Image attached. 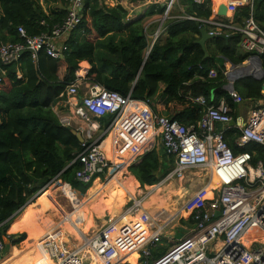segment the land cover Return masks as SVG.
<instances>
[{
  "label": "trees",
  "instance_id": "obj_1",
  "mask_svg": "<svg viewBox=\"0 0 264 264\" xmlns=\"http://www.w3.org/2000/svg\"><path fill=\"white\" fill-rule=\"evenodd\" d=\"M104 1H83L80 23L65 42L67 51L63 58L54 59L39 51L32 59L28 51H23L10 63L0 60V239L8 240L7 251L25 241L24 232L9 234V229L28 230L27 213L36 206V194L42 188L54 180L82 192L90 187H80L74 178L77 164L72 161L80 152V143L69 128L59 124L52 110L83 65L88 66L83 83L147 102L151 108L159 85L163 84L162 93L167 97L165 114L186 127L195 126L205 110L195 101L199 96L207 105L224 98L232 111L236 107L225 91H216L213 96L211 92L227 83L224 62L239 66L247 59L238 47L239 36L207 40L205 56L195 43L201 37L200 23L178 18L188 15L208 19L213 16L209 5L178 0L182 12L177 11V17L165 20V37L151 45L149 36L156 22L147 24L141 16L127 20L128 11L119 3L107 6ZM64 6L65 2L48 13L39 0H0V44L21 42L19 26L31 36L50 32L54 24L63 20ZM164 9V5H150L145 18L160 17ZM249 12V6L240 7L235 22L240 23ZM252 14L257 24L264 23L263 0H254ZM41 21L45 24L41 25ZM260 59L264 72V55ZM211 69L216 73L214 78L207 77ZM263 83L264 74L260 81L236 82L234 90L244 101L256 104L263 100ZM112 117L107 115L99 121L107 122ZM238 135L233 127L223 133L233 153L248 152L251 164H264V148L250 144L238 149L234 145ZM172 166L171 157L153 149L131 165L129 171L141 186H152ZM31 240L28 230L25 243L33 247ZM164 252L154 249L152 257Z\"/></svg>",
  "mask_w": 264,
  "mask_h": 264
},
{
  "label": "built area",
  "instance_id": "obj_2",
  "mask_svg": "<svg viewBox=\"0 0 264 264\" xmlns=\"http://www.w3.org/2000/svg\"><path fill=\"white\" fill-rule=\"evenodd\" d=\"M64 2V18L60 23L54 24L50 32L31 36L22 27H17L22 41L0 44L2 63L15 61L23 51H28L32 59H36L39 51L54 59L63 57L67 51L65 42L80 23L83 0ZM192 2L196 5H211L212 0ZM253 2L254 0L219 1L226 5L229 12L227 16L215 14L217 3L211 10L213 16L208 19L188 15L178 18L200 23V29H205L212 37L238 35L242 53L249 57H260L264 55V23L259 25L254 20ZM163 5L164 12L149 36L151 45L165 32V20L177 17L172 13L176 6L180 7L178 0H164ZM242 6H249L250 12L240 23L235 22V14ZM129 18L131 17L127 16V20ZM40 24L45 23L41 21ZM256 67L255 70L259 71L257 65ZM215 76L213 69L208 71V78ZM84 77L79 78L76 75V80L60 94V102L72 107L71 116L82 120V125L74 128L82 137L80 152L72 161L77 164L74 173L76 181L81 185H91L98 179V175H105L113 169L102 143L105 136L114 132L113 145L119 151L130 152L132 160L135 161L131 165L137 164L146 153L153 150L152 144L142 146L144 140L153 136L159 137L163 154L173 159L172 169L159 184L173 179L183 180L191 172L202 171L204 187L214 183L211 190L217 193L215 197L203 199L202 190L198 191L189 196L181 209L168 218L169 222L185 216L192 228L188 235L172 241L173 247L156 258L152 257V252L167 222L157 220L156 216L144 209L143 205L150 196V190L132 197V203L129 208H125L124 214L136 216L147 226L146 229L151 230L147 238L135 248V264H264V164L260 161L255 165L251 164V155L248 152L234 154L223 136L224 131L233 127L239 132L234 141L238 149H244L250 144L264 148V89L261 91L262 103L251 107L245 119L238 125L224 98L216 104L207 105L204 98L199 96L195 101L204 106L205 110L195 126L186 127L167 116L154 113L147 102L83 83ZM226 93L235 106L243 103L244 100L235 90ZM107 115L113 117L102 135L95 137L99 119ZM58 121L66 128L72 125L67 117H58ZM216 212H219L217 217ZM115 224L114 220L105 224L102 230L89 237L90 244L104 264H129L118 260L120 253L105 237L106 230L117 229ZM251 227V242L244 246L240 239ZM117 232L121 236L117 243L123 247L133 244L140 234V230L131 224L130 231H124L119 225ZM217 244L220 246L217 247ZM51 246L54 247H51L49 254L55 258L56 264H85L81 254L88 246L81 245L72 252L60 250L55 244ZM4 251L5 243L0 239V256Z\"/></svg>",
  "mask_w": 264,
  "mask_h": 264
},
{
  "label": "crops",
  "instance_id": "obj_3",
  "mask_svg": "<svg viewBox=\"0 0 264 264\" xmlns=\"http://www.w3.org/2000/svg\"><path fill=\"white\" fill-rule=\"evenodd\" d=\"M121 1H124L121 2V6L124 9L126 8V10L127 9L129 10L128 15L130 14V16H134V17H140V16L144 17L143 19H145V21H147V19H150L149 21H147V24H149L152 22H157V20L159 19V17H157L156 15H152L150 17L148 16L145 18V13L147 12L148 7L150 6L149 3L151 5H163L164 0H144L146 2H143L142 4L143 7L140 4L135 5V3L138 1H132L129 3L125 0H121ZM41 2L44 10H46L48 13L52 12L53 9L55 8H60L61 5L62 6L64 5V2L62 0H41ZM217 3H219V0H212L211 5L210 4L207 5H209L212 10V8L216 7ZM123 4H125L126 6H123ZM176 9H179V11L182 12L181 6L180 7L176 6L175 10ZM165 35H166L165 32L162 33L160 39H163ZM204 48H205V43H204ZM249 58L250 57L248 56L247 59ZM227 63L228 62L226 63L224 62V65L226 67V70L228 71L229 68L226 65ZM255 65L256 64L253 61H250L249 69L255 71L254 70ZM87 70H88V66H86L85 68H81L76 72V75L79 78H83L87 73ZM163 88H164L163 84H160L159 90L155 95V97L153 98L152 108L150 105L149 107L154 113L169 117L164 112V105L166 103L167 97L162 93ZM242 104L236 106L233 111L234 118H236V125L240 124L242 120L245 119L248 111V109H245ZM52 110L57 116V118L67 117L71 120L72 125L69 128L70 131L74 130V128H77L76 126L82 125V120H80L77 117L75 118L71 116V113H73L72 112L73 109L68 104H64L63 102L59 101L53 105ZM109 122L110 121L107 122L99 121V127L98 129H96L94 133L95 137H99L100 135H102V131L107 127ZM217 128H219V126H217ZM146 134L147 133L145 132V136ZM113 139H114V132H111L104 137L102 143V146L106 151V154L108 152V157L111 163L113 164V169H111L105 175L109 176L110 178L112 177V179L109 180L108 183H106L104 186L102 185L101 180H99V178L95 179L94 182L90 185V187L85 190L87 196L103 197V200H100L102 206L97 205V202L92 204H87L85 201H82L81 199L77 198V196L74 193L75 189L71 188L70 185L62 182L61 180L52 181V183L47 185L45 188H42V190H40L36 194V202H35L36 206L34 204L35 207L27 213V216L30 219L27 225L32 239L30 243L33 244L32 252L30 254V258L28 261L29 264H56L55 258H53L49 254L47 245L55 244L57 247H59L60 250L63 249L64 251H68V252H72L74 249H76L77 248L76 245L75 246L73 245L74 246V247L72 246L73 248L69 246L70 243L69 225L72 231L78 237H81L82 239L81 243L85 246H88L82 250L83 253L82 259L83 261H85L84 263L104 264L101 257L95 252L93 247L90 245V240L88 238V233L90 231V228L94 223H97L96 226L100 224L98 219H100L102 214L103 216L104 215L108 216L107 220H105L102 224H109L110 222H113V220L116 221V224L118 223L116 230L110 229L105 231V237L108 239V243L111 246H113L117 252L120 253L118 260L125 261L130 264L136 263L137 254L135 253V250H134L135 257L132 260H130L129 257V250H131V248L135 245V243L139 244L142 240L147 238L151 230L146 229L144 223L141 222L136 216L128 217L125 216L124 213L123 215L120 214L119 216L118 209L116 208H121L122 206L125 208L127 201L130 200L132 197L137 196L134 193L135 190L142 191L140 189L141 187L146 188L149 186H141L139 182L135 179V177L129 171V167L131 166L132 162L134 163L135 161L132 160V156L130 152L125 150L119 151L118 147L113 145L112 142ZM149 144H152L153 149H157L158 153L164 156L162 146L160 144V139L158 136H153L152 138L145 139L144 142L142 143V146H149ZM112 170L114 171L113 175H112L113 172ZM105 175L102 176L104 177ZM63 185H67L70 189L64 187ZM212 186L206 185L202 189V190L205 189V194H201V197H203L204 199L211 198L210 193H207V191ZM139 194L141 193H138V195ZM177 195L179 198H181L182 196L183 198L189 196V195L186 196L182 195L181 191H178ZM153 196L154 195L149 196L145 200L144 207H149L151 209L153 205L157 203L158 207L156 211H153L151 209L150 212L149 211L148 212L152 216H155V214H157L156 215L157 220L166 221L170 216L168 213H166V210H164L167 208V205L163 203L166 202L165 201L157 202V199H155ZM182 199L176 200L174 205H177V202L179 200L181 201ZM70 207L75 208V211L72 212V214L71 212H68V209ZM176 207L177 210L181 209V207L179 208L178 205ZM119 210L121 211L122 209ZM110 211H112L113 215L109 217V214H111ZM95 215L99 217L95 218ZM116 215H118L117 218H115ZM167 223H172V221L169 222L167 221ZM130 224L136 226L140 230L139 238L129 246L126 247L120 246L117 243V241L120 240L121 238L120 234L117 232L118 227L120 225V227H123L124 231L128 232L130 231ZM168 225L169 224L165 225L164 229ZM28 230L10 231L9 229V234L25 232L26 234L25 240H27ZM167 240L170 241L171 239H167ZM89 247L92 248V250L95 253ZM7 253L8 254L4 257V262H5L4 264L6 263L12 264L16 262L15 258L13 259L15 260L13 262L9 260L13 255H11L10 251L9 252L7 251ZM25 263H27V261H25Z\"/></svg>",
  "mask_w": 264,
  "mask_h": 264
},
{
  "label": "rangeland",
  "instance_id": "obj_4",
  "mask_svg": "<svg viewBox=\"0 0 264 264\" xmlns=\"http://www.w3.org/2000/svg\"><path fill=\"white\" fill-rule=\"evenodd\" d=\"M39 1L41 2V0H39ZM104 2H105V4L107 6H113L116 3H119L121 5V2H124V1H120V0H105ZM127 2L129 3V2H132V1H127ZM143 2H146V1H144V0L138 1V2L135 3V5L140 4L142 6ZM149 5H151V4L149 3ZM123 6H126V5L123 4ZM177 11H179V9H176L175 10V12L173 13L174 16L177 15ZM128 12H129V10H128ZM128 16H130V14ZM130 17H133L134 18V16H130ZM149 20L150 19H147V21H149ZM249 64H250V60L249 59H246L242 64H240V66H246V65H249ZM226 65L228 66V68H230V65L228 63ZM85 67H86V65H83L81 68H85ZM223 69H224V71H227L225 65L223 66ZM260 102H262V101H260ZM260 102H258V103L255 104V103H252V102L244 101L242 105H243V107L245 109H248L249 110V108H251V107H255L258 104L260 105ZM92 121H94V120H92ZM113 174H114V171L112 172V175ZM203 174H204V172H202V171H194V172H191V173L187 174L186 177H185V179H183V180L173 179L170 182H164V183L159 184L162 181V180H160L155 185H152V186L146 187V188L141 187L140 189L142 191H139V190L136 191L135 190L136 192L134 191V193H135V195H138V193H145L146 190H150V196L154 195L153 197L155 199H157V202L158 201H165L166 202V203H163V204H166L167 205V208L166 209L163 208V209L166 210V213H168L170 215L169 216V218H170L171 215H173V213H175V211H177V207H176L177 205L180 208L182 206V204L188 199L189 196H191L193 194H196L198 191H200V190H202L204 188V184L202 183V181H203ZM98 178H99V180H101V183H102L103 186L106 183H108L109 180L112 179V177L110 178L109 176H106V175L104 177L102 175H98ZM85 186H88V185H85ZM153 186H155V187H153ZM80 187H82V185H80ZM151 187H152V190H151ZM178 191H181V194L182 195L185 192H187V194L188 195L190 194V195L187 196V197H185V198H183L181 201L179 200L177 202V205H174L175 204V201L179 199V197H178L179 194L177 195V192ZM74 193L77 196V198L81 199L82 201H85L87 204H92V203L97 202V205L102 206V203L100 202V200H103V197H101V196H97V197L87 196V194L85 193V191L82 192L80 189H75ZM207 193H210L211 197H215L217 195V193L214 190H211V188L207 191ZM94 198H95V200H94ZM131 203L132 202L130 200H128L127 201V204L125 205V208H129V206L131 205ZM157 207H158V205L156 203V204L153 205V207L151 209L153 211H156ZM125 208L123 206L121 208H116V209H118V215L119 216H120V214L123 215ZM119 209H122V210L120 211ZM144 209L147 210V211H149V212L151 210L149 207H144ZM74 211H75V208L70 207L68 209V212H71V214ZM110 212H111V214H109V217L113 215L112 211H110ZM118 215H116L115 218H117ZM127 215H129V214H127ZM156 215L157 214H155V216ZM96 217H99V216H96L95 215V218ZM107 218H108L107 215L106 216L105 215L103 216V214L101 215L100 219H98V221H99L100 224H98L96 226L97 223H94L92 225V227L90 228V231L88 233V238L90 236H92L94 233H96L98 230H102L104 228L103 226L105 224H102V223L105 220H107ZM185 218L186 217L184 216V218L177 217L175 220H171L170 219L172 221V223H166V224H169V225L163 230L164 232H162V234L160 236V240L158 241V243L156 244V246L154 247V249L163 250V251L167 252L174 245L172 243V241H177L180 238L188 235L190 233V229L192 228V225H191L190 222L186 221ZM167 220L166 221H162V222H167ZM117 225H118V223L115 224V226H117ZM249 230L250 231H253L252 228H250ZM69 233H70V239H69L70 240V243H69V246L70 247H72L73 245L74 246L75 245L77 246V248L75 247L76 249H74L73 251L77 250L79 248L78 246H81V245L83 246V244L81 243V241H82L81 237H78L72 231L70 225H69ZM167 239H171V240L168 241ZM6 240L7 239L5 238V241ZM244 240H245L244 237H242L241 238V242H245ZM25 242H27V241L25 240L24 242H22V243H20L18 245L13 246V247L18 248V250H19L20 253H19V256L17 258H15L16 262H14L12 264H26L25 261H23V258H26L25 253H26V250L28 248V245H26ZM30 244H32V243H30ZM23 247H24V249H23L24 251H22V248ZM51 247H54V246L47 245V249L49 251L51 250ZM70 247H68V248H70ZM10 250H11V248H10ZM61 250H63V249H61ZM7 254H8L7 253V250L5 249L3 255L0 256V264H4L5 263L4 262V257ZM15 260L11 259L12 262L15 261Z\"/></svg>",
  "mask_w": 264,
  "mask_h": 264
},
{
  "label": "water",
  "instance_id": "obj_5",
  "mask_svg": "<svg viewBox=\"0 0 264 264\" xmlns=\"http://www.w3.org/2000/svg\"><path fill=\"white\" fill-rule=\"evenodd\" d=\"M215 14L217 16H227L229 14V12L226 8V5L223 3H218V5L215 9ZM200 35H201L200 39L198 41H196L195 43L201 46V48L204 51L205 56H207V53H206L205 48H204V43L207 40L213 39L215 37L209 36L205 29L200 30ZM216 37H221V38H224L225 40H227L229 38L227 36H216ZM61 58H63V57H61ZM249 60L253 61L258 66L259 71L250 70L249 65L234 66L233 64L228 62L230 65V68L225 74V78L227 80V83L223 87H221L220 89L213 90L211 92L212 96H213L214 92L219 91V90H222L225 92H230V91L234 90V84L238 81H241V80H245V79H254V80H259V81L262 80L264 72L262 69V63H261L260 57L252 56L249 58ZM263 89H264V87L262 86L261 91H263ZM261 103L262 102H260V104ZM231 126H233V125H231ZM71 133L77 138L79 143L82 141V137H81L80 133H78L74 130H71ZM218 215H219V212H216L215 216L217 217ZM4 241H5V238L3 239V242ZM4 243L7 245L8 240H6Z\"/></svg>",
  "mask_w": 264,
  "mask_h": 264
},
{
  "label": "bare ground",
  "instance_id": "obj_6",
  "mask_svg": "<svg viewBox=\"0 0 264 264\" xmlns=\"http://www.w3.org/2000/svg\"><path fill=\"white\" fill-rule=\"evenodd\" d=\"M219 1H226V0H219ZM255 69L257 68L256 67V65H255V67H254ZM254 69V70H255ZM107 156H108V154H107ZM212 185H214V183H212V184H210V186H212ZM183 192V191H182ZM186 194H187V192H185V193H183V195H185L186 196ZM201 194H205V189L204 190H202V193ZM188 195V194H187ZM190 195V194H189ZM187 197V196H186ZM183 198V196L181 197V198H179V199H182ZM125 216H128V217H133L134 215H125ZM147 227V226H146ZM252 228V227H251ZM250 229V228H249ZM249 229H247V231L243 234V236L242 237H244V241L245 242H241L244 246H248L249 245V243L251 242V234L253 233V231H250ZM241 237V238H242ZM141 239V238H140ZM240 241H241V239H240ZM26 245H28V244H26ZM92 247H93V245L92 244H90ZM136 245H137V243H135V245L131 248V250H129V257H130V260H132L134 257H135V254H134V250H135V247H136ZM220 246V244H217V247H219ZM24 249V247L22 248V251H24L23 250ZM116 250V249H115ZM10 252H11V254L13 255V258L12 259H14V258H17L18 256H19V250H18V248H16V247H11V250H10ZM31 252H32V247L30 246V245H28V248H27V250H26V253H25V255H26V258H23V261H29V258H30V254H31ZM9 260H11V258L9 259ZM26 264H29L28 262L26 263Z\"/></svg>",
  "mask_w": 264,
  "mask_h": 264
},
{
  "label": "clouds",
  "instance_id": "obj_7",
  "mask_svg": "<svg viewBox=\"0 0 264 264\" xmlns=\"http://www.w3.org/2000/svg\"><path fill=\"white\" fill-rule=\"evenodd\" d=\"M175 10V9H174Z\"/></svg>",
  "mask_w": 264,
  "mask_h": 264
}]
</instances>
